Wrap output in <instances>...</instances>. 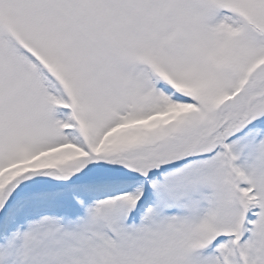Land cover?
Returning <instances> with one entry per match:
<instances>
[{
    "label": "snow or ice",
    "instance_id": "1",
    "mask_svg": "<svg viewBox=\"0 0 264 264\" xmlns=\"http://www.w3.org/2000/svg\"><path fill=\"white\" fill-rule=\"evenodd\" d=\"M0 264H264V0H0Z\"/></svg>",
    "mask_w": 264,
    "mask_h": 264
}]
</instances>
